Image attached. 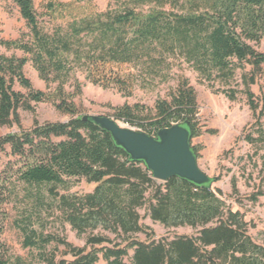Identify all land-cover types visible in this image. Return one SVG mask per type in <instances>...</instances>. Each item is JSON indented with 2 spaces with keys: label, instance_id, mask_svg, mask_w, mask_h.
Returning a JSON list of instances; mask_svg holds the SVG:
<instances>
[{
  "label": "trees",
  "instance_id": "obj_1",
  "mask_svg": "<svg viewBox=\"0 0 264 264\" xmlns=\"http://www.w3.org/2000/svg\"><path fill=\"white\" fill-rule=\"evenodd\" d=\"M30 32L17 39L0 37L12 55L0 53V131L21 126L20 110L36 115L33 102H50L71 115L67 122L40 123L29 130L0 134V151L18 157L16 181L0 184V203L12 197L33 200L18 223L24 246L45 264H264V244L250 234L254 226L244 212L224 199L221 188L172 177L159 182L142 161L130 159L111 134L86 118L75 99L83 94L80 74L94 85L115 88L131 97L138 87L168 85L154 107L126 102L113 116L156 135L162 128L188 122L191 136L204 131L198 93L183 73L188 64L214 94L230 101L247 98L254 121L244 139L264 151V94L253 86L264 75V52L252 43L264 40V0H114L100 11L95 0H44L39 13L34 0H12ZM47 18L45 22L41 18ZM17 52H21L19 55ZM46 90L26 75L27 63ZM176 84L170 85L173 80ZM16 85L26 92L16 89ZM197 150V147L194 146ZM197 153V151H196ZM199 157V154H198ZM264 166V154L261 155ZM95 183L92 191L71 192L73 179ZM221 179V174L214 180ZM17 183L23 185V196ZM233 193L238 194L236 177ZM62 190V192H60ZM8 195V196H7ZM49 196L52 202L46 201ZM264 192L251 196L255 202ZM21 197V198H20ZM43 207L58 213L79 235L45 234L36 225ZM166 227L188 226L192 234L155 239L142 222L140 208ZM40 224V222H38ZM108 232L113 235L106 234ZM145 232L147 240L136 234ZM63 245L58 255L51 244ZM0 264H33L22 256L0 254Z\"/></svg>",
  "mask_w": 264,
  "mask_h": 264
},
{
  "label": "rangeland",
  "instance_id": "obj_2",
  "mask_svg": "<svg viewBox=\"0 0 264 264\" xmlns=\"http://www.w3.org/2000/svg\"><path fill=\"white\" fill-rule=\"evenodd\" d=\"M39 13L43 12L41 7L44 0H34ZM100 11L107 9L108 5L114 0H95ZM47 18H41L45 22ZM30 32L27 21L20 13L19 7L12 0H0V37L4 39H17ZM259 51L264 52V40L259 44L252 43ZM0 53L12 55L13 51L7 50L0 45ZM19 55L21 52H17ZM24 71L32 80L37 89L46 90L45 82L40 79L38 72L27 63ZM185 74L194 85L198 93L199 119L204 130L214 129V132L204 131L201 135L193 137L191 143L197 147V155L200 167L210 176L221 174V179L213 183V187L221 188L224 191V199L233 205L235 210H240L246 215V219L251 221L254 226L250 228V234L259 243L264 244V195L253 202L249 196L262 191L264 192V166L261 155L256 148L249 144L244 137L251 132L248 128L243 134L244 128L254 121L253 113L247 104V98L240 94L237 101H230L223 93L214 94L206 85L198 79V73L188 64H183L182 70L177 67L173 74ZM80 80L83 82V94L78 96L75 101L83 114L107 115L113 116V107L122 106L126 102L130 104L140 103L149 107H154L159 96L165 97L168 92V85H160L156 90L142 89L137 86L133 96L125 97L115 88H103L92 84L80 74ZM173 80L170 85L176 84ZM16 89L26 92L25 89L16 85ZM253 90L260 95L264 94V75L253 86ZM36 109V115L29 110H20L21 126L13 124L1 129L0 134L20 132L29 130L34 125L35 116L40 123L45 122H67L72 117L69 114L58 111L50 102H33ZM115 118V117H114ZM122 125L138 129L135 126L119 121ZM264 122V118H263ZM18 157L11 154L10 148L6 151H0V184L3 189H9L11 185L5 183L12 180L15 182L18 164ZM236 177L239 193L234 194L232 180ZM71 192L86 193L94 189L95 183H89L83 177L74 178ZM160 182V181H159ZM18 189L23 196V185L17 183ZM62 192V190H60ZM8 196V195H7ZM20 197V198H21ZM52 202L49 196L44 198ZM9 197L8 200L0 203V254L22 256L26 261H33V264H45L37 260V251L24 246L25 234L19 226L18 220L28 204H33V200L20 201ZM142 215L141 222L152 232V237L159 239L161 237H174L177 234H192L193 229L188 226L166 227L158 221H154L148 215L146 207L140 208ZM36 225L45 234H54L65 237L69 242L77 246H84L88 234L79 235L68 223H62L58 213L53 209L43 207L41 216L36 219ZM40 222V224L38 223ZM113 237L112 234L105 232ZM136 236L141 240H147L145 232H140ZM63 245L53 243L49 246V251H55L61 255L64 251ZM100 264H105L101 262Z\"/></svg>",
  "mask_w": 264,
  "mask_h": 264
},
{
  "label": "water",
  "instance_id": "obj_3",
  "mask_svg": "<svg viewBox=\"0 0 264 264\" xmlns=\"http://www.w3.org/2000/svg\"><path fill=\"white\" fill-rule=\"evenodd\" d=\"M86 118L109 132L116 145L122 147L131 160L144 162L158 181L166 182L172 177H180L197 185L213 187L214 176L199 165L188 122L175 123L152 135L124 126L107 115L89 114Z\"/></svg>",
  "mask_w": 264,
  "mask_h": 264
}]
</instances>
